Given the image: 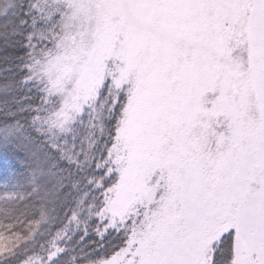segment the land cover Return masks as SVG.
Instances as JSON below:
<instances>
[{
  "label": "snow or ice",
  "instance_id": "obj_1",
  "mask_svg": "<svg viewBox=\"0 0 264 264\" xmlns=\"http://www.w3.org/2000/svg\"><path fill=\"white\" fill-rule=\"evenodd\" d=\"M0 264H264V0H0Z\"/></svg>",
  "mask_w": 264,
  "mask_h": 264
}]
</instances>
